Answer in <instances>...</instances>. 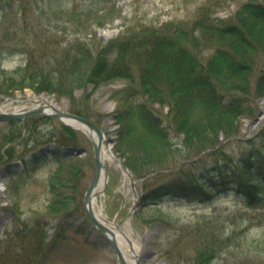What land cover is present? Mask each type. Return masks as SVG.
I'll return each mask as SVG.
<instances>
[{"label": "rangeland", "instance_id": "1", "mask_svg": "<svg viewBox=\"0 0 264 264\" xmlns=\"http://www.w3.org/2000/svg\"><path fill=\"white\" fill-rule=\"evenodd\" d=\"M45 3L44 0H0V104L9 97L44 94L66 112L72 113L74 106L86 109L106 134V146L128 164L131 152L125 154L126 143L116 147L119 133L124 129L117 115L127 108L116 95L125 88L123 81L90 83L86 74L72 97L39 88V74L48 70L50 62H59L58 53L48 52L42 34L46 21L41 18L40 9L47 6ZM250 3L249 0H117L114 21L101 28L95 22L88 40H92L97 56L103 46L113 45L109 55L113 59L117 54L115 45L133 32L142 33L167 22L175 23L176 28L193 29L203 12L225 32L235 34L239 31L236 27L240 8ZM253 3L264 9V0ZM262 24L261 28L244 34L252 70L239 75L240 88L244 86L250 94L243 96L255 109L251 115L244 112L232 133L221 135L212 148L200 147L196 141L184 148L173 136L175 145L183 150H175L160 167L143 166L139 162L138 174L132 170V177L119 162L106 160L108 183L104 192L97 195L94 210L103 213L108 221L119 223L131 236L139 248L138 264H254L257 261L253 260L251 242L264 234L262 212L251 213V208L240 204L239 198L228 191L220 193L208 188L207 192L214 196L201 203L172 197L166 191L172 185L187 182L203 184V176L218 181L226 174L247 183L264 184V176L253 178L246 170L264 164V91L257 89L264 84V21ZM194 34L197 36L198 31ZM210 48L205 57L212 56L216 50ZM26 49L32 56V68L18 86H11L6 79L15 75L24 57L22 51ZM49 56L53 61L47 62ZM229 94L242 96L241 90ZM32 106L33 102L21 100L3 109L16 112ZM151 107L168 114L166 106ZM129 115L131 134L137 136L142 130L139 119ZM177 136L182 141L185 134ZM74 148L86 152L73 155ZM94 167L92 139L59 119L30 116L19 123L0 121V264H119L113 245L85 212L83 199ZM238 209L241 214L237 213ZM205 226L222 237L232 229L243 230L236 241L240 246L232 254L222 253L217 259L198 262L201 243L196 230L206 232L209 229ZM242 242L249 250L241 248Z\"/></svg>", "mask_w": 264, "mask_h": 264}, {"label": "trees", "instance_id": "2", "mask_svg": "<svg viewBox=\"0 0 264 264\" xmlns=\"http://www.w3.org/2000/svg\"><path fill=\"white\" fill-rule=\"evenodd\" d=\"M44 1L47 6L40 9L41 18L46 21L42 34L49 46L48 52L53 50L58 53L59 62H50L48 70L39 74V88L72 97L86 74L90 83L123 81L126 86L116 95L127 108L117 115L124 129L119 133L116 147L126 143L125 154L131 152L127 166L136 174L139 162L143 166L160 167L175 150H183L175 145L173 136L184 148L195 141L200 147L212 148L221 135L232 133L237 128L236 123L244 112L250 115L254 112L255 108L249 106L243 96L250 94L245 92L244 86L240 88L239 75L252 70V57L246 50L244 34L250 29L261 28L264 21V9L260 4L253 3L256 0H249V6L240 8L236 19L238 33L225 32L215 19L203 12L193 29L188 26L176 28L175 23L167 22L160 27L144 29L142 33L133 32L131 37H125L115 45L117 54L113 59L109 56L113 45L103 46L97 56L92 40L88 39L95 22L101 28L114 21L117 13L114 0ZM195 31H198L197 36ZM210 47L217 51L205 57L204 53ZM28 49L22 51L24 57L14 72L16 76L6 79L11 86H18L20 80L26 79V71L32 68V56ZM218 51L221 53L215 54ZM49 61H53L51 56L47 58ZM24 84L28 86L27 82ZM260 85L257 89L263 92L264 84ZM236 90H241L242 96L229 94ZM157 104L166 106L168 114L151 107ZM72 112L92 119L86 109L74 106ZM129 114L134 119L138 118L142 127L137 136L131 134V127L128 126ZM173 131L179 136L185 134L184 139L181 141ZM246 170L253 178L264 176V164L246 167ZM239 179L226 174L225 178L213 181L203 176V184L187 182L172 185L166 192L172 197L201 203L205 198L212 199L214 196L207 192L208 188L220 193L228 191L239 198L240 204L251 208V213L259 211L264 214V192L261 194L264 184ZM237 213L241 214L239 209ZM245 225L243 223L242 227ZM205 227L209 229L206 232L199 228L196 230L199 234L197 240L201 243L198 262L217 259L222 253L232 254L235 247L240 246L239 243L236 245V241L243 230L232 229L222 237L209 226ZM260 238L251 242L253 260H257L254 264H264V234ZM241 248L247 250V244L242 242Z\"/></svg>", "mask_w": 264, "mask_h": 264}, {"label": "water", "instance_id": "3", "mask_svg": "<svg viewBox=\"0 0 264 264\" xmlns=\"http://www.w3.org/2000/svg\"><path fill=\"white\" fill-rule=\"evenodd\" d=\"M13 99H8L7 103L9 101H12ZM45 116V117H55L57 119H60L61 121H74L79 124L82 128L85 129V131L88 132L89 136L91 139L94 140L93 137H96L97 140H94V149H95V155H94V160L96 161L95 163V173L94 176L91 180V183L89 187L86 190V194L83 199L84 207L86 210V213H88L90 220L92 221L93 224H95L96 228L105 236L108 238L109 242L113 245L115 255L118 257L119 264H128L125 255H123L122 250L119 247V244H117L116 237L110 230L108 229L104 224H101V222H98L96 215L94 213L93 209V203L92 200L95 196V190L97 186L100 183L101 176H105V180L107 181V174L105 170V165L102 159L103 155V144L106 140L104 138V132L99 127L95 122L93 123L87 118H82L74 113L66 112V111H61L60 109L54 108V111L51 113H48L43 109V107H34V108H29V110H21L19 112H0V120L5 121V120H13V121H19L24 118L30 117V116ZM83 153V150H78L77 154ZM124 169L130 172V169L126 167V165L123 163L122 164ZM133 181V179H132ZM134 184V183H133ZM110 236V238L108 237Z\"/></svg>", "mask_w": 264, "mask_h": 264}, {"label": "bare ground", "instance_id": "4", "mask_svg": "<svg viewBox=\"0 0 264 264\" xmlns=\"http://www.w3.org/2000/svg\"><path fill=\"white\" fill-rule=\"evenodd\" d=\"M16 99H17L16 101L23 100L22 97H18ZM27 99H28L27 100L28 102L31 101L34 103V107L35 106L39 107L40 104L46 105L45 108L47 109V112H49V113H51L53 111V108H57V106L54 103V101L52 100V98H48L44 94H40V96L29 95V97ZM3 107H5V104L0 105V112L6 111L3 109ZM67 122H69L68 124L71 126L74 125L77 128H81L79 126V124L74 122V121L72 122V121L67 120ZM81 129H83V128H81ZM93 138H94V140L96 139L95 137H93ZM102 159H103L104 163L106 162V160L113 162V163L114 162L120 163V160L118 158H116V156L113 154L112 149L108 148L107 146H106V148H104ZM107 183H108V181L105 180V176L102 175L101 179H100V183L95 190V192H96L95 196L92 200L93 208H94V204H95L94 201L96 200L97 195L104 192L103 190H104V187ZM94 213L96 215L98 222H101V224H104L108 229L110 228L112 233L115 235L117 244H119V247L122 250L123 255H125V258H126L128 264H138V258L140 256V254H139L140 252H139L138 245L133 242L131 236L121 228L119 223H117L115 221H108L103 213L97 212L95 210H94ZM108 237L110 238L109 235H108Z\"/></svg>", "mask_w": 264, "mask_h": 264}]
</instances>
